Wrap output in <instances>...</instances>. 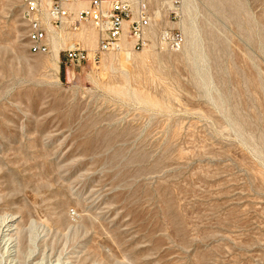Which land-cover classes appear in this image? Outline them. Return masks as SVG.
<instances>
[{
  "label": "rangeland",
  "instance_id": "rangeland-1",
  "mask_svg": "<svg viewBox=\"0 0 264 264\" xmlns=\"http://www.w3.org/2000/svg\"><path fill=\"white\" fill-rule=\"evenodd\" d=\"M147 1L179 50L153 34L93 63L87 24L67 36L89 62L57 71L0 0V221L34 237L18 264H264V0Z\"/></svg>",
  "mask_w": 264,
  "mask_h": 264
},
{
  "label": "built area",
  "instance_id": "built-area-1",
  "mask_svg": "<svg viewBox=\"0 0 264 264\" xmlns=\"http://www.w3.org/2000/svg\"><path fill=\"white\" fill-rule=\"evenodd\" d=\"M177 2L174 0V4ZM22 5H29L33 11L34 31L28 38L31 42L33 36H40L42 49H36L38 54L48 55L56 46L59 58L62 53L65 61L77 68L89 62V55L78 40L67 35L78 33L87 24L93 26L97 37L93 63L107 53L123 51L130 55L141 51L153 34L160 46L172 51L179 50L184 41L181 33L155 20L156 12L147 0H23ZM161 5L160 10L163 2ZM72 9L77 12L75 19ZM173 16L177 17L176 10ZM65 40H69L67 45Z\"/></svg>",
  "mask_w": 264,
  "mask_h": 264
},
{
  "label": "bare ground",
  "instance_id": "bare-ground-1",
  "mask_svg": "<svg viewBox=\"0 0 264 264\" xmlns=\"http://www.w3.org/2000/svg\"><path fill=\"white\" fill-rule=\"evenodd\" d=\"M23 3V0H21ZM23 18L26 22V40H27V51L30 55H39L38 50L36 49H42V41H40V36H33L31 38V42H29V38L31 36V32L34 31V15L31 7L29 5H23ZM82 36L85 40L84 43L87 45H93L96 43V37L94 33L91 30L85 31ZM53 50L51 53L47 56L48 61L50 62V65L55 67L56 70H59V55H58V49L56 46L52 48ZM49 65V66H50ZM52 67V68H53ZM69 75L72 77L74 73L72 71H69ZM18 220L17 217L14 216H6L4 219L0 221V249L3 248V255L6 259L7 264H18L19 262V256L24 253V255L31 256L33 248L31 245L34 242V237L31 236L32 232L28 231V235L26 236L25 240V247L22 250L20 246V241L18 238L20 228H17L16 221ZM19 231H18V230ZM22 231V230H21ZM20 231V232H21ZM22 233V232H21ZM31 233V234H30ZM21 235V234H20ZM36 240V239H35ZM23 256V255H22ZM24 258V256H23ZM3 260V256H0V263Z\"/></svg>",
  "mask_w": 264,
  "mask_h": 264
}]
</instances>
